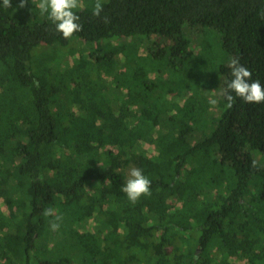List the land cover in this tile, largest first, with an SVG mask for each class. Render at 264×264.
<instances>
[{
    "label": "trees",
    "instance_id": "trees-1",
    "mask_svg": "<svg viewBox=\"0 0 264 264\" xmlns=\"http://www.w3.org/2000/svg\"><path fill=\"white\" fill-rule=\"evenodd\" d=\"M38 2L0 0V264H264V102L223 95L236 58L264 86V0H102L99 17L81 0L70 39ZM140 34L168 40L145 41L148 55L190 69L185 98L124 92L135 67L110 50L60 60L80 40ZM37 48L52 49L39 64ZM131 167L151 180L135 204Z\"/></svg>",
    "mask_w": 264,
    "mask_h": 264
},
{
    "label": "rangeland",
    "instance_id": "rangeland-1",
    "mask_svg": "<svg viewBox=\"0 0 264 264\" xmlns=\"http://www.w3.org/2000/svg\"><path fill=\"white\" fill-rule=\"evenodd\" d=\"M186 33L190 38L188 39L193 42L192 49L195 51L199 50L200 48L202 49L203 36L205 34L202 33L200 36L198 29H195L194 27L188 28ZM147 40L149 41V44L155 42L154 44L157 43L161 46L168 42L167 39L160 35L149 38L142 34L134 37L114 36L110 37L108 40L99 42V44L96 42L86 43L84 40H80L74 49L67 50L65 55H63L60 60L62 65L66 66V68L70 70L74 63L87 64L88 52H92L95 60L99 56V60L102 61L104 55L103 53L110 50L114 52L121 61L125 62L127 59L134 64L135 68L132 69L133 72L128 74L131 75L129 76L130 78H125L127 79V82L126 80L125 83L124 81L118 82L120 86H125L123 89L124 92L127 93V91H131L133 93H139L142 91L143 87L148 84L150 86L156 87L154 89V91H156L155 93H160L162 98L168 96L174 97L176 93L177 95L182 94L181 98H185L184 95L186 94L183 91V87L188 82L187 75L190 69L188 67H182L179 65L178 67H175V65L171 63L169 55H162L158 58L153 57L151 54L148 55V53L145 52L146 44L144 43L145 41L147 43ZM149 44L147 45L148 47ZM50 51H52L51 48H48L45 51L43 50V52H40V48L35 49L37 54L33 56L34 62L38 64L42 62L44 57L49 54ZM214 60L216 62L217 58L214 57ZM102 66L106 65L102 64ZM103 71H106V68L100 67V73L98 74H101ZM152 75L154 76L151 77ZM103 77L106 78L107 76ZM103 83L104 85L112 88V85L107 80H104ZM114 91L115 90L113 88L112 94L115 97L119 96L118 94H115ZM145 149L147 152H149V154L156 152V148L154 146L152 147L151 145H145ZM253 154L259 161L258 163L261 167V170H264V153L262 151L255 150ZM129 170L130 168L127 170V173ZM260 178H264V176H260ZM260 184L263 186L264 182L262 181ZM258 193L260 194L261 191H258ZM0 207L2 211H5V208L2 204H0Z\"/></svg>",
    "mask_w": 264,
    "mask_h": 264
},
{
    "label": "clouds",
    "instance_id": "clouds-1",
    "mask_svg": "<svg viewBox=\"0 0 264 264\" xmlns=\"http://www.w3.org/2000/svg\"><path fill=\"white\" fill-rule=\"evenodd\" d=\"M28 0H20L19 7L23 8ZM4 7H12L11 0H3ZM41 15H47V18L55 25V30L62 33L65 39H70L74 33L82 30L79 23L80 17L76 14V9L81 7V0H39L36 4ZM103 11L102 0H95L92 14L99 17ZM107 22V17H104ZM229 67L231 68L232 79L227 82L224 90V99L226 107L231 108L234 96L241 98L246 103H262L264 102V86L259 80L252 79V72L239 62V59H232ZM210 105H217L215 98L208 100ZM253 161V166H255ZM151 180L143 173L140 168H130L126 182L122 187V191L126 193L130 202L135 204L141 196L151 195ZM44 216H52L53 209L48 208L43 212ZM61 216H55L49 221L51 230L56 231L60 228Z\"/></svg>",
    "mask_w": 264,
    "mask_h": 264
}]
</instances>
